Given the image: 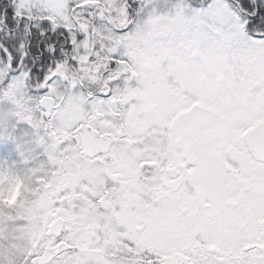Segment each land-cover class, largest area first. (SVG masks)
<instances>
[{
  "label": "snow or ice",
  "instance_id": "6c2138e0",
  "mask_svg": "<svg viewBox=\"0 0 264 264\" xmlns=\"http://www.w3.org/2000/svg\"><path fill=\"white\" fill-rule=\"evenodd\" d=\"M0 115V264H264V0H0Z\"/></svg>",
  "mask_w": 264,
  "mask_h": 264
},
{
  "label": "clouds",
  "instance_id": "9594fccd",
  "mask_svg": "<svg viewBox=\"0 0 264 264\" xmlns=\"http://www.w3.org/2000/svg\"><path fill=\"white\" fill-rule=\"evenodd\" d=\"M28 187V180L24 175L16 172L10 165H0V192L6 201L11 202H0V211H7L19 204L27 196Z\"/></svg>",
  "mask_w": 264,
  "mask_h": 264
},
{
  "label": "rangeland",
  "instance_id": "374dc122",
  "mask_svg": "<svg viewBox=\"0 0 264 264\" xmlns=\"http://www.w3.org/2000/svg\"><path fill=\"white\" fill-rule=\"evenodd\" d=\"M28 131H30V126L25 122L0 115V151L8 148L10 156L18 155L17 143L24 138Z\"/></svg>",
  "mask_w": 264,
  "mask_h": 264
},
{
  "label": "trees",
  "instance_id": "16d2710c",
  "mask_svg": "<svg viewBox=\"0 0 264 264\" xmlns=\"http://www.w3.org/2000/svg\"><path fill=\"white\" fill-rule=\"evenodd\" d=\"M8 150L7 148L6 150L0 151V165L7 164L12 166L18 161L19 155L10 156Z\"/></svg>",
  "mask_w": 264,
  "mask_h": 264
}]
</instances>
